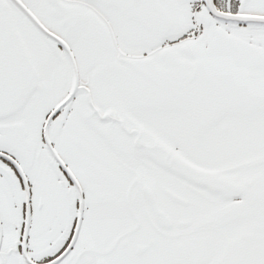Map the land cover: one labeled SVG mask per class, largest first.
<instances>
[{"label": "snow or ice", "instance_id": "obj_1", "mask_svg": "<svg viewBox=\"0 0 264 264\" xmlns=\"http://www.w3.org/2000/svg\"><path fill=\"white\" fill-rule=\"evenodd\" d=\"M0 264H264V0H0Z\"/></svg>", "mask_w": 264, "mask_h": 264}]
</instances>
